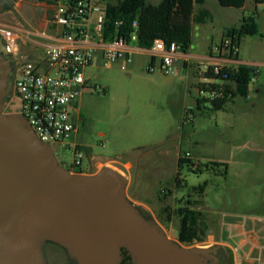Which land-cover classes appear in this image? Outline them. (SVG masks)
<instances>
[{"label": "rangeland", "instance_id": "374dc122", "mask_svg": "<svg viewBox=\"0 0 264 264\" xmlns=\"http://www.w3.org/2000/svg\"><path fill=\"white\" fill-rule=\"evenodd\" d=\"M208 6L217 21L204 37L196 29L193 53H202L207 45H222L221 30L239 23L224 18L230 10L214 7L211 2ZM54 9L53 1L18 0L11 10L0 13V25L25 35L19 42V64L42 57L44 48L40 44L48 41L38 35L49 36L56 30L52 24ZM252 45L251 39L245 41V55L260 54V49ZM149 67L138 60H121L111 66L96 60L86 70L88 86L79 106L78 138L89 155L85 153L81 167L73 168L74 148L55 144L52 148L60 163L73 172L110 168L125 178L118 169L131 168L134 187L127 192L129 199L169 239L180 244L181 222L176 210L184 198L197 196L194 187L205 183L208 186L202 200L214 230L222 233L224 221L264 217V140L246 131L249 115L245 114L256 100L238 97L222 111L203 108L189 112L194 99L201 97L198 88L204 82V69L199 70L195 64L180 74L164 75L159 70L149 72ZM250 88L253 90V84ZM14 104L16 114L18 99ZM262 111H252L257 118L255 128L264 127ZM179 157L189 159L180 169V189L176 187ZM164 208L171 213L168 222ZM182 245L209 248L201 243ZM45 253L48 264H73L57 245L48 244Z\"/></svg>", "mask_w": 264, "mask_h": 264}, {"label": "water", "instance_id": "95a60500", "mask_svg": "<svg viewBox=\"0 0 264 264\" xmlns=\"http://www.w3.org/2000/svg\"><path fill=\"white\" fill-rule=\"evenodd\" d=\"M17 2L0 0V13ZM8 55L0 50V264H48V243L74 264H121L122 248L134 264H217L218 247H184L145 218L124 176L71 172L22 116L7 114L16 70Z\"/></svg>", "mask_w": 264, "mask_h": 264}, {"label": "built area", "instance_id": "2783aa9c", "mask_svg": "<svg viewBox=\"0 0 264 264\" xmlns=\"http://www.w3.org/2000/svg\"><path fill=\"white\" fill-rule=\"evenodd\" d=\"M53 2L52 24L62 32L53 37L45 33L38 35L48 41L40 44L44 48L40 60L19 64V42L25 37L22 31L0 25V36L16 64L10 97L13 103L16 99L19 101L16 114L27 121L44 144L73 147L75 168L83 165L86 153L84 142L77 144L74 141L81 123L79 101L88 86L86 70L95 64L99 53L86 44L99 42L103 46L101 61L105 66H111L127 57L128 47L138 41V36L134 32L130 43L121 38L105 43L101 38L105 20L102 0H79L74 5L64 0ZM134 27L137 28V23ZM219 49H226L234 56L238 54V48L231 45L230 39H226ZM149 50L159 59V67L151 65L149 72L159 70L164 75L177 74L176 55L180 48L176 43L167 46L163 40H156ZM215 69L219 71V67ZM250 69L255 73V82L259 70Z\"/></svg>", "mask_w": 264, "mask_h": 264}, {"label": "trees", "instance_id": "16d2710c", "mask_svg": "<svg viewBox=\"0 0 264 264\" xmlns=\"http://www.w3.org/2000/svg\"><path fill=\"white\" fill-rule=\"evenodd\" d=\"M51 3L53 0H40ZM79 0H64L74 5ZM225 8H243L246 0H217ZM257 4H264V0H255ZM205 0H162L159 5H153L150 0H102L104 24L101 38L105 43L115 39L131 42V36L137 33V45L143 49H150L156 40H163L167 46L176 43L180 51L188 52L192 46V19L195 5H203ZM137 23V28L134 24ZM259 35V28L254 16L244 17L240 26L228 29L225 38L231 40L232 46H239L245 37ZM224 43V42H223ZM223 45V44H222ZM232 54V53H231ZM204 82L199 85L200 98L196 100V109L210 111L225 110L226 105L235 98H246L250 85L253 84L255 73L246 66L238 68L214 67L202 73ZM216 94L211 97V94ZM194 112V110H189ZM189 159L179 157L176 187L182 188L180 169ZM208 183L194 187L193 192L203 197ZM193 196L184 198L176 210L181 226L178 234L179 241L184 245L202 243L206 236L207 226L203 221L202 212L194 209L196 202ZM186 201V202H184ZM141 214L150 219L146 214ZM167 222L171 217L170 210L164 208ZM123 261L121 264H132V256L127 248H122ZM73 263V262H72ZM74 264V263H73Z\"/></svg>", "mask_w": 264, "mask_h": 264}, {"label": "crops", "instance_id": "0c3cea01", "mask_svg": "<svg viewBox=\"0 0 264 264\" xmlns=\"http://www.w3.org/2000/svg\"><path fill=\"white\" fill-rule=\"evenodd\" d=\"M214 1H216L217 4H215L213 0H205V3L203 5H195L192 19V46L186 53L182 51H179L177 53V74H180L183 70H189L193 68L195 64L198 66L199 70L204 69V72L206 71V68L209 67L238 68L241 66H246L248 68H257L259 71L257 74V79L253 83V90H251L250 88L248 97L244 98L248 100L252 99L253 97L256 100V102L250 104L249 112H246L245 114L246 116L249 115V118H247L246 120L247 126L249 127L246 128V131L251 135H255L257 138H261L262 140H264V127H253L254 125H256L257 118L252 115L253 110H258L260 108L261 110H263L262 112H260V119L264 120V4H257L255 0L250 3L249 0H246L244 7L238 9L225 8L222 7L217 0ZM161 2L162 0H150V3H152L153 5H159ZM209 2H211L214 7L219 5V7L231 11V14L224 13L225 19H231V21L239 22L238 25L234 23L229 27L223 28L221 30L223 38H225V32L228 29L240 26L244 17L254 16L256 18L259 28V35L243 38L240 41L239 46L237 47L238 54L236 56L232 55L226 49L220 50L219 48L221 47V45L218 47H213L212 44L207 45V47L203 49L202 53L192 52L195 37L194 34L196 29H199L200 37H204L209 34L210 25L217 21L215 13H213L211 11V8L208 6ZM247 12H250V14L246 15ZM61 32V28L56 27L54 33L49 36H57L60 35ZM247 39H251L253 44L252 46L258 47L260 49L259 55L253 53H250L248 55L244 54L243 45ZM136 43H133L128 47V55L123 60H126L128 63H131L134 60H138L139 62L143 61L149 66L155 65L156 67H159L158 57H156L149 49L140 48ZM86 46L89 48L92 47L97 49L99 51L97 60L101 61L102 53L100 49H102L103 46L96 41L89 42L88 44H86ZM237 98H235L232 102L235 103ZM197 99H194L192 104L193 106L189 110L196 109ZM74 141L77 144L83 142V140H79L78 135L75 137ZM84 149L85 152L89 155L86 146ZM92 159H94V157H92L91 160ZM127 165L128 163H126V165L124 166ZM101 169L102 168H98L94 171V168L89 167L85 168L84 171L74 173L94 175ZM124 169H126V171L122 169L118 170L122 172L128 180L127 192L129 193V190L134 187L133 174L131 173V168ZM202 199L203 197L201 196H194L191 198L192 201L196 202V206L194 207V209L202 212L203 221L207 226L206 236L201 244H205V246L209 248H221L230 255L231 264H264V217L253 218L251 221L247 222L232 220L224 221L222 224L223 231L221 233L213 229V221L210 216H208ZM129 200L133 201L132 198H130Z\"/></svg>", "mask_w": 264, "mask_h": 264}, {"label": "flooded vegetation", "instance_id": "af4514ba", "mask_svg": "<svg viewBox=\"0 0 264 264\" xmlns=\"http://www.w3.org/2000/svg\"><path fill=\"white\" fill-rule=\"evenodd\" d=\"M0 50H6L7 51L6 44H5V42H4V40L2 39L1 36H0ZM7 59H11V56L8 55ZM9 100H10V98H8V100L6 102V111L8 112V114H14L13 113L14 112V103L12 102L13 104H11V103L9 104V102H8ZM79 131L80 130L78 129V133H79ZM61 164L64 165V163H61ZM48 244H52V243H48ZM181 245H182V243H181ZM210 256L217 259V264H231V257H230V255L227 252H225L224 250H222L221 248H219L215 254H211ZM131 260H132V258H131ZM212 261H213V259H210V262H212ZM132 264H134L133 260H132Z\"/></svg>", "mask_w": 264, "mask_h": 264}]
</instances>
